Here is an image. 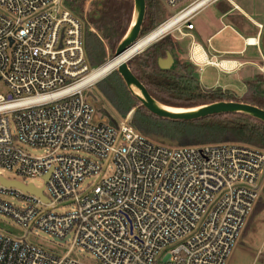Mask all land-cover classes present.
Returning <instances> with one entry per match:
<instances>
[{"label": "built area", "instance_id": "1", "mask_svg": "<svg viewBox=\"0 0 264 264\" xmlns=\"http://www.w3.org/2000/svg\"><path fill=\"white\" fill-rule=\"evenodd\" d=\"M162 1L177 10L154 30L177 21L154 42L218 0ZM84 26L64 0H0V176L42 192L0 184V216L69 244L59 256L0 233V264H86L76 248L101 264H225L260 198L264 150L166 146L131 126L132 111L97 121L93 84L80 85Z\"/></svg>", "mask_w": 264, "mask_h": 264}, {"label": "trees", "instance_id": "2", "mask_svg": "<svg viewBox=\"0 0 264 264\" xmlns=\"http://www.w3.org/2000/svg\"><path fill=\"white\" fill-rule=\"evenodd\" d=\"M86 1L64 0V5L82 17ZM144 1L145 13L139 38L166 20L159 0ZM133 14L134 0H91L84 26V48L90 69L102 66L107 53L111 59L114 58L117 47L131 26ZM178 46L171 36H165L126 63L129 71L157 103L169 108L193 109L217 102H237L264 110V92L259 90L264 77L248 81L241 97L229 89L203 87L195 66L174 55ZM168 55L172 56L173 62L168 69H161L158 59H165ZM96 87L121 118L134 110L131 126L157 143L174 145L171 147L231 143L264 150V122L256 117L243 113H222L193 121L157 117L128 89L117 70L97 82ZM108 121L109 125L117 124L112 118ZM263 209L264 203L259 198L241 234L246 232L252 217ZM261 261L264 263V259Z\"/></svg>", "mask_w": 264, "mask_h": 264}, {"label": "crops", "instance_id": "3", "mask_svg": "<svg viewBox=\"0 0 264 264\" xmlns=\"http://www.w3.org/2000/svg\"><path fill=\"white\" fill-rule=\"evenodd\" d=\"M207 10L209 13L200 19ZM195 18L196 24L191 20L192 29L182 28V34L172 32L166 36L176 39L178 52H183V58L185 56L188 61L192 54L197 60L198 54L204 56L203 61L199 60L201 64H193L197 68L202 70L213 66L230 75V86L215 81L212 86L205 87L223 90H233L238 86L244 88L246 81L253 78L256 68H264V0H218L199 10ZM227 32L229 35L224 37ZM250 39L255 42L249 44ZM210 61L216 65L208 64Z\"/></svg>", "mask_w": 264, "mask_h": 264}, {"label": "rangeland", "instance_id": "4", "mask_svg": "<svg viewBox=\"0 0 264 264\" xmlns=\"http://www.w3.org/2000/svg\"><path fill=\"white\" fill-rule=\"evenodd\" d=\"M161 3V10L164 12L165 18L169 17L172 15L177 9H171L170 7L166 6L165 3L162 0H159ZM91 4V0L86 1L84 4V12L82 13L83 16L81 17L80 15L73 13L76 17L82 19L84 21V24L86 22L85 20V13L89 9ZM184 5V4H183ZM183 5H180L183 6ZM222 5V3L220 4ZM210 10H207L204 12L201 16V18H204V16L209 13ZM192 22L196 24L197 18L193 19ZM84 35V33H83ZM229 32L223 34L224 37L228 36ZM177 36V35H175ZM141 38V37H140ZM221 39V38H219ZM176 40V39H175ZM159 41V40H158ZM157 42V41H156ZM177 42V41H176ZM155 43V42H154ZM178 43V42H177ZM153 44V43H152ZM179 47V46H178ZM264 48V46H263ZM146 49V48H145ZM177 50L174 52V55L177 57L179 60H187L186 57L184 56L183 58V52H178ZM110 55L106 56V61L111 60L109 57ZM105 61V62H106ZM201 64V63H200ZM205 66V64L203 65ZM201 68V65H200ZM196 71L199 74V80L200 82L204 85L203 87L207 86L210 87L213 85L215 81H218L219 83L222 84H232L231 83V78L229 77L230 75H226L225 73L221 72L218 68H214L213 66H206L203 68L201 71L200 69L195 66ZM95 70V69H93ZM92 71V69H91ZM107 76V75H106ZM264 77V68L261 66V68H256L255 74L253 78L249 79L253 80L256 79L257 77ZM104 78V77H103ZM101 78L100 80H102ZM100 80L96 81L95 84H93L91 87L87 88L84 91V95L86 99L92 104L95 110V116L97 121H102V122H109V118H112L114 121H120L122 118L114 111V109L111 107V105L107 102V100L102 97V95L98 92V89L96 87V83L99 82ZM245 87H235L232 91L237 97H241L245 90H246V84ZM264 82V79H262ZM206 87V88H207ZM232 88V87H231ZM211 89V88H209ZM237 89L239 92H237ZM236 90V91H235ZM259 90L264 92V83L259 86ZM237 94H236V93ZM0 94L6 95V89L2 84H0ZM106 114H104V112ZM132 114L134 110H131ZM151 140V139H150ZM153 140V139H152ZM155 142H158L156 140H153ZM163 143V142H160ZM174 146L172 144H166V146ZM260 149V148H258ZM29 150V149H28ZM42 154L41 151L35 153L34 155H40ZM5 178H15L10 173L3 172L1 173ZM33 183L35 186H40V182L37 180H29L28 183ZM262 187L264 185V172L262 175ZM263 189V188H262ZM260 201L264 203V193L261 191L260 195ZM248 222V221H247ZM247 224V223H246ZM246 226V225H245ZM25 229L19 227L16 225L14 222L11 220L4 218L0 216V233H3L5 235H9L11 237L15 238H20V237H25V239L33 244H36L37 246H40L44 250L54 253L56 255L62 256L68 249H69V244H63V245H58L54 244L51 239L48 237L47 234L38 231L34 229L32 233L29 235H25ZM72 256L75 257L76 259L80 260L83 263L86 264H101L98 262L96 259H94L91 254L88 252H83L80 251L78 248L74 249L72 252ZM264 259V209L258 213H256L250 222V225L248 226L246 232L243 234H240V237L238 241L236 242L234 248L232 249L230 255L227 258V261L225 264H264L261 260Z\"/></svg>", "mask_w": 264, "mask_h": 264}, {"label": "water", "instance_id": "5", "mask_svg": "<svg viewBox=\"0 0 264 264\" xmlns=\"http://www.w3.org/2000/svg\"><path fill=\"white\" fill-rule=\"evenodd\" d=\"M144 13H145V1L134 0V14H133L134 21L132 20L131 26L127 34L125 35L124 39L117 47L114 57L127 51V49L132 47V45H134L140 39L139 33L144 19ZM140 52H138L137 54H139ZM130 58L125 60L121 65H118V67L115 68L114 70H117L118 73L122 76L128 89L140 100L141 104L157 117L166 118L171 121H193L211 115H217L222 113H243L256 117L264 122V110L253 105L237 103V102H217L199 108H193L192 111L187 110V112L176 113L169 111L170 108L162 106L161 104L153 100L148 94L145 87L129 71L126 63ZM171 63H172V58L170 55H168L165 59H161V58L158 59V65L161 69H168ZM111 72H109L108 74H110ZM131 86L137 87L140 90V95H136L132 91ZM0 184L6 187L18 188L22 191L35 194L38 197L42 198L41 190L35 189L31 185L24 186L18 181L7 180L1 176H0Z\"/></svg>", "mask_w": 264, "mask_h": 264}, {"label": "bare ground", "instance_id": "6", "mask_svg": "<svg viewBox=\"0 0 264 264\" xmlns=\"http://www.w3.org/2000/svg\"><path fill=\"white\" fill-rule=\"evenodd\" d=\"M135 17H136V14H135ZM176 21L177 20H173V21L159 27L158 29L152 31L150 34L140 38L134 45H132V47L127 49V51H125L124 53L114 57L113 59H111L109 61H106L99 68L92 70L91 73L82 81V83L80 85L95 84L96 81L105 77L109 72H111L112 70L117 68L118 65H121L125 60L134 56L138 52L144 50L149 45H151L160 35H162L164 32H166ZM254 42L255 41L253 39L249 40L250 44H253ZM196 51H198V49ZM197 56H198L199 60L203 61L204 56L202 54H201V56L199 54ZM117 61H119L118 64H117ZM225 64H222L223 68H226ZM131 89L136 95H140V90L137 87L131 86ZM187 110L192 111V109H178V108H170L169 109V111L176 112V113L187 112Z\"/></svg>", "mask_w": 264, "mask_h": 264}, {"label": "clouds", "instance_id": "7", "mask_svg": "<svg viewBox=\"0 0 264 264\" xmlns=\"http://www.w3.org/2000/svg\"><path fill=\"white\" fill-rule=\"evenodd\" d=\"M119 63V61H117V64Z\"/></svg>", "mask_w": 264, "mask_h": 264}]
</instances>
